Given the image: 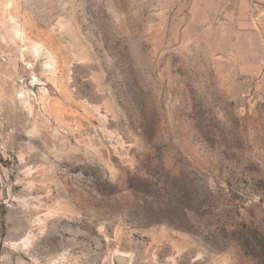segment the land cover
<instances>
[{
    "label": "rangeland",
    "instance_id": "obj_1",
    "mask_svg": "<svg viewBox=\"0 0 264 264\" xmlns=\"http://www.w3.org/2000/svg\"><path fill=\"white\" fill-rule=\"evenodd\" d=\"M263 239L264 0H0L1 245L264 264Z\"/></svg>",
    "mask_w": 264,
    "mask_h": 264
},
{
    "label": "crops",
    "instance_id": "obj_2",
    "mask_svg": "<svg viewBox=\"0 0 264 264\" xmlns=\"http://www.w3.org/2000/svg\"><path fill=\"white\" fill-rule=\"evenodd\" d=\"M6 241L0 244V264H31L27 258L17 253Z\"/></svg>",
    "mask_w": 264,
    "mask_h": 264
},
{
    "label": "trees",
    "instance_id": "obj_3",
    "mask_svg": "<svg viewBox=\"0 0 264 264\" xmlns=\"http://www.w3.org/2000/svg\"><path fill=\"white\" fill-rule=\"evenodd\" d=\"M246 242H247V245L245 246V248L249 250V252L247 254L251 255L250 251L252 250V252H254V248H252V240L251 241L246 240ZM260 243L261 242H258L259 245H258L257 253L260 256H264V239H263L262 243L261 244Z\"/></svg>",
    "mask_w": 264,
    "mask_h": 264
},
{
    "label": "water",
    "instance_id": "obj_4",
    "mask_svg": "<svg viewBox=\"0 0 264 264\" xmlns=\"http://www.w3.org/2000/svg\"><path fill=\"white\" fill-rule=\"evenodd\" d=\"M115 260L118 262V263H127L128 262V258L127 256L125 255H122V254H118L115 256Z\"/></svg>",
    "mask_w": 264,
    "mask_h": 264
},
{
    "label": "bare ground",
    "instance_id": "obj_5",
    "mask_svg": "<svg viewBox=\"0 0 264 264\" xmlns=\"http://www.w3.org/2000/svg\"><path fill=\"white\" fill-rule=\"evenodd\" d=\"M17 33L20 35L22 32H21L20 30H18ZM32 47L34 48V49H33L34 53L37 52V51H39V50L37 49L36 46H35V47L32 46ZM122 255H123V254H122ZM125 255H126V254H125Z\"/></svg>",
    "mask_w": 264,
    "mask_h": 264
}]
</instances>
